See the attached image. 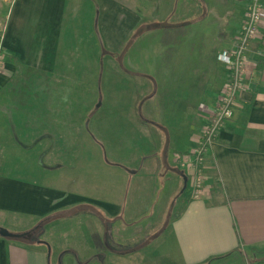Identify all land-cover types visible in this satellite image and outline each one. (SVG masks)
I'll use <instances>...</instances> for the list:
<instances>
[{
	"label": "rangeland",
	"instance_id": "rangeland-1",
	"mask_svg": "<svg viewBox=\"0 0 264 264\" xmlns=\"http://www.w3.org/2000/svg\"><path fill=\"white\" fill-rule=\"evenodd\" d=\"M100 1H67V11L77 10L75 47L87 49L80 54L87 62L72 59L71 72L62 71L72 77L69 85L29 70L9 73L0 83V171L132 179L136 159L151 156L157 139L165 151L178 144L172 135L183 139L184 151H170L177 180L165 176L170 170L161 162L148 182L162 191L153 201L154 214L111 218L77 206L52 215L62 221L55 229L61 228L55 233L59 238L76 228L83 236L93 231L115 252L130 253L159 237L182 192L191 197V174L181 167V157L195 160L205 125L201 105L215 100L227 78L216 55L236 43L250 0ZM13 3L0 0V5ZM4 30L0 17L1 43ZM205 160L206 155L197 157L203 181ZM0 224L4 228L3 220Z\"/></svg>",
	"mask_w": 264,
	"mask_h": 264
},
{
	"label": "crops",
	"instance_id": "crops-1",
	"mask_svg": "<svg viewBox=\"0 0 264 264\" xmlns=\"http://www.w3.org/2000/svg\"><path fill=\"white\" fill-rule=\"evenodd\" d=\"M67 1L14 0L10 7L0 5V17L5 21L0 83L17 70L33 71L52 81L61 79L59 84L63 85L71 83L70 60L87 62V57L86 60L80 57L87 49L75 47L77 10L67 11ZM92 12L93 9L89 14ZM63 70L69 72L65 74ZM243 82L244 88L234 101L232 119L221 128L206 154L204 195L191 198L189 192H182L177 198V211L165 223L159 237L136 251L115 252L107 240L105 245L104 239L93 236V231L90 236L88 232L83 236L78 228L66 239L59 238L55 233L61 228L57 232L55 229L62 221L52 215L77 206L97 208L111 218L133 213L154 214L153 201L162 191L152 189L148 182L157 165L162 166L161 162L171 171L165 176L177 180L172 174L175 166L170 161V151H184L183 139L172 135L170 138L178 141V147L170 145L168 151L163 141L157 139L151 156L136 159L134 168L130 169L134 174L132 179L119 175L116 181L108 177L94 181L87 174L86 178L70 175L67 179L56 173L18 176L0 171V220L11 234L0 235V264H261L264 261V14L259 35L251 40L247 51ZM55 114L61 116L62 112ZM89 214L93 219L92 212ZM125 224L129 228L131 222ZM19 234L24 236H14ZM224 258L227 260L223 262Z\"/></svg>",
	"mask_w": 264,
	"mask_h": 264
},
{
	"label": "built area",
	"instance_id": "built-area-1",
	"mask_svg": "<svg viewBox=\"0 0 264 264\" xmlns=\"http://www.w3.org/2000/svg\"><path fill=\"white\" fill-rule=\"evenodd\" d=\"M264 14V5L260 0H250L245 11V18L237 36L236 43L229 48H222L217 60L227 69V78L222 88L210 104H202L205 125L202 139L196 151L195 160L190 155L181 157V167L190 172L188 182L191 197L200 198L204 195L203 175L199 170L197 157L206 155L217 137V134L233 117V106L237 94L244 88L245 60L252 39L259 35V25ZM5 50L0 39V71L4 67Z\"/></svg>",
	"mask_w": 264,
	"mask_h": 264
},
{
	"label": "trees",
	"instance_id": "trees-1",
	"mask_svg": "<svg viewBox=\"0 0 264 264\" xmlns=\"http://www.w3.org/2000/svg\"><path fill=\"white\" fill-rule=\"evenodd\" d=\"M140 111H139V109L138 108H136V116H137V118L140 120V113H139ZM217 187L219 186V185H216ZM15 237H21V236H24V234H19V235H14ZM227 260V258H224L222 261L224 262V261H226ZM221 261V262H222ZM261 264H264V261H261L260 262Z\"/></svg>",
	"mask_w": 264,
	"mask_h": 264
},
{
	"label": "water",
	"instance_id": "water-1",
	"mask_svg": "<svg viewBox=\"0 0 264 264\" xmlns=\"http://www.w3.org/2000/svg\"><path fill=\"white\" fill-rule=\"evenodd\" d=\"M0 235L1 236H11V234L5 229L0 227Z\"/></svg>",
	"mask_w": 264,
	"mask_h": 264
}]
</instances>
